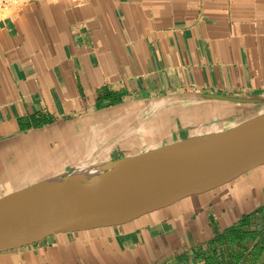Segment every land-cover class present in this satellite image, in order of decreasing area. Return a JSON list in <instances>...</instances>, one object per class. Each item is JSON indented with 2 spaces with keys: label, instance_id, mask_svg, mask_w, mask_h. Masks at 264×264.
Segmentation results:
<instances>
[{
  "label": "crops",
  "instance_id": "obj_1",
  "mask_svg": "<svg viewBox=\"0 0 264 264\" xmlns=\"http://www.w3.org/2000/svg\"><path fill=\"white\" fill-rule=\"evenodd\" d=\"M262 113L264 0H35L0 21V198ZM0 264H264V164Z\"/></svg>",
  "mask_w": 264,
  "mask_h": 264
},
{
  "label": "water",
  "instance_id": "obj_2",
  "mask_svg": "<svg viewBox=\"0 0 264 264\" xmlns=\"http://www.w3.org/2000/svg\"><path fill=\"white\" fill-rule=\"evenodd\" d=\"M191 157L182 169L142 163ZM264 164V113L225 131L188 137L136 155L97 163V176L50 191L76 171L0 198V252L57 232L118 225L226 183Z\"/></svg>",
  "mask_w": 264,
  "mask_h": 264
},
{
  "label": "bare ground",
  "instance_id": "obj_3",
  "mask_svg": "<svg viewBox=\"0 0 264 264\" xmlns=\"http://www.w3.org/2000/svg\"><path fill=\"white\" fill-rule=\"evenodd\" d=\"M191 160H192L191 157H178V158H172V159H159V160H152V161H147L145 163H142L141 167L143 169H148L149 168V169H158V170H162V169H165V168L182 169ZM36 168H38V167H36ZM102 168H103V166L96 165V164L83 165L77 170V172L73 176V178L68 179V180L59 179V180L55 181L52 184L50 191L55 190V189L63 188L65 186H67V185L69 186V185H72L74 183H81V182L87 181V180H89L91 178H94L95 176L98 175V173L100 172V170ZM26 177H27V175H26Z\"/></svg>",
  "mask_w": 264,
  "mask_h": 264
},
{
  "label": "built area",
  "instance_id": "obj_4",
  "mask_svg": "<svg viewBox=\"0 0 264 264\" xmlns=\"http://www.w3.org/2000/svg\"><path fill=\"white\" fill-rule=\"evenodd\" d=\"M35 0H0V21L15 14L19 9Z\"/></svg>",
  "mask_w": 264,
  "mask_h": 264
}]
</instances>
